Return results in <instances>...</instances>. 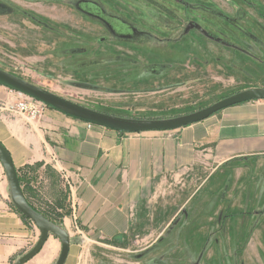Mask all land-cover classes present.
<instances>
[{
  "label": "rangeland",
  "instance_id": "rangeland-1",
  "mask_svg": "<svg viewBox=\"0 0 264 264\" xmlns=\"http://www.w3.org/2000/svg\"><path fill=\"white\" fill-rule=\"evenodd\" d=\"M245 1L0 0V68L95 111L184 116L264 87V19L254 9L264 14V0ZM222 41L263 52L233 53ZM247 167L241 208L222 195V179L214 189L216 174L175 223L101 239L92 264H264V168ZM186 198L157 196V205L174 210Z\"/></svg>",
  "mask_w": 264,
  "mask_h": 264
},
{
  "label": "crops",
  "instance_id": "crops-1",
  "mask_svg": "<svg viewBox=\"0 0 264 264\" xmlns=\"http://www.w3.org/2000/svg\"><path fill=\"white\" fill-rule=\"evenodd\" d=\"M249 51L262 49L250 43ZM18 99L0 85V143L16 170L44 163L27 174L35 208L45 211L66 194L70 214L62 229L71 246L65 264H92L94 253L107 245L101 239L124 241L129 229L169 227L219 173L214 189L222 179V195L233 197V205L241 208L244 200L235 197L249 175L247 164L253 160L256 168H264V101L236 105L174 131L120 134L50 108L39 119L19 116L13 113ZM64 172L70 185L64 184ZM186 195L174 210L167 208V200L157 205V196ZM39 238L40 230L14 207L0 163V264H14ZM61 248L60 240L50 235L26 264H55Z\"/></svg>",
  "mask_w": 264,
  "mask_h": 264
},
{
  "label": "water",
  "instance_id": "water-1",
  "mask_svg": "<svg viewBox=\"0 0 264 264\" xmlns=\"http://www.w3.org/2000/svg\"><path fill=\"white\" fill-rule=\"evenodd\" d=\"M0 85L14 92L36 100L46 107L73 119L116 131L121 134L148 132H168L203 122L211 116L236 105L264 101V88H254L224 98L200 111L171 119H129L100 111H95L53 94L39 86L29 83L7 71L0 69ZM0 163L6 173L12 203L16 210L29 219L39 230L40 238L36 245L15 264H26L38 255L50 235L57 237L62 245L60 256L55 264H65L69 255L71 240L69 234L45 216L36 211L27 201L19 183L17 170L9 152L0 143Z\"/></svg>",
  "mask_w": 264,
  "mask_h": 264
},
{
  "label": "trees",
  "instance_id": "trees-1",
  "mask_svg": "<svg viewBox=\"0 0 264 264\" xmlns=\"http://www.w3.org/2000/svg\"><path fill=\"white\" fill-rule=\"evenodd\" d=\"M2 69V68H0ZM5 71V70H4ZM16 76V75H15ZM246 90H249V89H246ZM242 91H245V90H239V91H236V92H233L227 96H225L224 98H227L229 96H232L234 94H237L239 92H242ZM222 98V99H224ZM221 99V100H222ZM188 115V114H186ZM147 120H151V119H147ZM121 134V133H120ZM44 166V163H36L35 165H27L25 168L23 169H20V170H17V175H18V179H19V183H20V186L22 188V191L27 199V201L30 203V205L36 210L38 211L39 213H41L43 216H45L49 221H51L53 224L59 226V227H62V220L65 216L69 215L70 214V211L67 210L65 208V202L67 200V196L66 194H64L62 192L61 194V198L58 200V202L55 204V206H48V208L45 210V211H40L38 210L37 208H35V206H33V204L30 202L29 200V195H33L34 194V191L33 189L30 187L29 185V179L27 178V174H31V173H35L37 170H39L40 168H42ZM47 170L51 171V169H49L48 167H46ZM52 172V171H51ZM62 210V211H60ZM20 213V212H19ZM21 214V213H20ZM21 216L24 218V220L28 223H31V221L29 219H27L25 216H23L21 214ZM25 255V254H24ZM24 255H21L20 257L24 256ZM19 257V258H20ZM18 258V259H19ZM16 259V261L18 260ZM15 261V263H16ZM14 263V264H15Z\"/></svg>",
  "mask_w": 264,
  "mask_h": 264
},
{
  "label": "built area",
  "instance_id": "built-area-1",
  "mask_svg": "<svg viewBox=\"0 0 264 264\" xmlns=\"http://www.w3.org/2000/svg\"><path fill=\"white\" fill-rule=\"evenodd\" d=\"M17 93V92H16ZM19 96L18 101L15 103V110L13 113H16L19 116L27 117L29 119H39L44 116V113L48 109L44 104L33 100L29 97L23 96L17 93ZM66 185H70L67 173H62Z\"/></svg>",
  "mask_w": 264,
  "mask_h": 264
},
{
  "label": "flooded vegetation",
  "instance_id": "flooded-vegetation-1",
  "mask_svg": "<svg viewBox=\"0 0 264 264\" xmlns=\"http://www.w3.org/2000/svg\"><path fill=\"white\" fill-rule=\"evenodd\" d=\"M244 1V0H243ZM249 1V0H248ZM245 1L248 5H251V6H254L255 7V5H254V3H252L251 1ZM255 9V11L258 13V15H260V17L262 18V19H264V14H263V12H259L258 11V9L257 8H254ZM228 42H230V41H228ZM228 42H223L222 41V44H226V45H228V44H230V47L232 48V52L233 53H237V51H240V52H242L243 54L245 53V55H248V56H250V54H249V46H247L246 44L244 45V48L248 51V52H246V51H243V49L244 48H242V49H239V48H237L236 46H233L231 43H228ZM250 43H248V45H249ZM253 45V44H252ZM262 49V48H261ZM261 52H263V51H261ZM262 88H264V87H262Z\"/></svg>",
  "mask_w": 264,
  "mask_h": 264
}]
</instances>
